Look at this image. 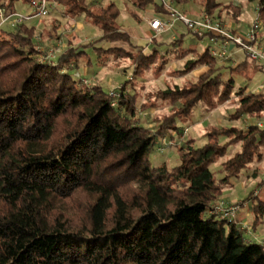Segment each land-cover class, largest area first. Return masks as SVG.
Listing matches in <instances>:
<instances>
[{"label":"trees","instance_id":"obj_1","mask_svg":"<svg viewBox=\"0 0 264 264\" xmlns=\"http://www.w3.org/2000/svg\"><path fill=\"white\" fill-rule=\"evenodd\" d=\"M53 1L70 19L84 15L102 35L93 43L69 45L56 61L41 62L36 25L27 21L10 31L0 27V264H264V246L246 237L249 228L238 221L239 213L230 222L210 213L224 187L261 160L264 127L214 126L202 146L192 139L178 146L174 167L154 166L150 160L157 136L180 133L178 123L187 124L198 104L213 111L234 95L231 118L264 114V91L235 90L233 79L249 78L248 70L262 71L245 58L224 68L209 47L198 51L180 36L170 42L169 58H192L175 75L205 72L183 87L154 93V100L172 108L155 120L156 131L150 133L136 122V95L128 90L129 81L112 99L101 86L76 79L74 72L80 63L90 65L88 49L102 63L130 60L133 77L153 65L159 76L168 54L156 48L149 54L130 50L114 3L92 11L86 0ZM125 1L136 10L168 16L159 0ZM195 1L217 20L224 7L233 20L243 11L233 0ZM240 1L257 2L256 19L264 30V0ZM12 3L2 2L0 8L13 13ZM233 146L238 151L222 164L223 177L217 179L210 166ZM245 202L255 229L264 218V200L257 192Z\"/></svg>","mask_w":264,"mask_h":264},{"label":"rangeland","instance_id":"obj_2","mask_svg":"<svg viewBox=\"0 0 264 264\" xmlns=\"http://www.w3.org/2000/svg\"><path fill=\"white\" fill-rule=\"evenodd\" d=\"M227 1H224V3H228ZM2 2L6 6L9 0H0V3ZM86 3L92 11H97L101 6L109 3L116 5L119 10L117 25L120 30L128 33L130 36L133 47L130 50L134 53L142 49L145 53L149 54L153 48H156L160 54L163 55L165 52L168 54V56L165 54L166 64L159 76L155 74L157 70H155V66L153 65L154 68L152 67V70L146 71L142 76L133 77L134 66L130 60L125 58H109L105 63H102L97 59L96 54L91 49H88L86 52L90 58V65L86 66L84 63H80L81 66L74 72L76 79L80 78L83 83L85 81L87 86L99 85L109 94L116 92L125 81H129L130 84L127 85V88L131 94L136 95V122L148 128L150 133L155 132V120L170 113L172 105L168 102L154 100V93L159 90H165L167 87L172 88L174 85L183 87L188 82H194L205 72L204 68H200L182 77L175 75L176 71L182 70L183 63L191 59L192 56H187L183 60L169 58L171 55L170 42L178 39V36H182L186 45H192L198 51H201V46L209 47L210 42L207 39H197L180 22L171 24V26L166 27L161 33H156L149 26V22L153 19L165 20L166 17L157 15L152 9L144 11L136 10L130 2L125 0H86ZM233 3L235 6L242 4L243 11L246 12L248 18L256 17L254 12L257 6L256 1L246 2L233 0ZM173 6L177 12L189 18L199 17L198 15L202 9L201 5L195 0H189L186 3L173 1ZM5 8L7 9V7ZM11 9L23 16L31 12L29 5L25 4L22 0H13ZM132 13L137 15V18H134ZM219 14H225L231 18V13L225 10V7L220 10ZM220 21L225 26L223 21ZM29 23L36 25L37 28L36 44L39 50L38 59H40V56L51 51L53 53L52 60L56 61L61 52L69 45L77 47L85 43H93L98 41L102 35L96 27L85 20L84 15L70 19L63 13L61 7L51 9L47 17L35 18L29 21ZM13 27L9 24H3L1 29L10 31L13 30ZM172 37L174 39L171 40ZM118 45L128 49L127 44L119 43ZM96 46L107 47L108 45L104 42H97ZM233 55L235 57L234 61H218V65L224 68H230L241 63L244 59L243 54L237 52V50L234 51ZM248 71L247 75L249 78L240 75L233 76L235 90L245 86L248 91L263 92L264 90L260 86L264 83V73L256 72L254 74L251 70ZM223 72L224 77H227V69L223 70ZM144 103L147 106L149 105V107L143 106ZM235 107L236 98L234 95H232L228 102L213 111H207L203 104H198L192 110L190 121L187 124L178 123V126L182 127L180 133L171 131L170 133L159 134L157 136L156 147L150 154L152 164L158 166L166 163L168 167H174L178 164V146L189 139H192L196 147L202 146L206 142L205 134L214 126H234L245 129L249 124L260 123L264 127V114L260 117H243L239 120L231 118V115L234 114ZM238 148V146L230 147L223 158L210 166V171L217 179L223 177L222 164L231 158L238 151ZM262 181H264V150L262 151L260 161L250 164L248 170H243L238 179L233 180L230 186L224 187L221 200L226 203L241 204L245 202L248 195L253 196L254 192H258L259 199L264 200V186H259V183ZM244 204L247 203L245 202ZM248 208V205L242 206L241 210H248ZM246 221L245 223L250 224L249 218ZM246 226L248 225L246 224Z\"/></svg>","mask_w":264,"mask_h":264},{"label":"built area","instance_id":"obj_3","mask_svg":"<svg viewBox=\"0 0 264 264\" xmlns=\"http://www.w3.org/2000/svg\"><path fill=\"white\" fill-rule=\"evenodd\" d=\"M159 1L168 11V16L165 20L153 19L149 22V26L154 32L161 33L171 24L180 22L192 35L199 39H207L210 42V55L217 61H234L233 51L237 50L264 73V37L262 36L264 30L258 19L255 18L245 33L236 34L230 32L219 20L206 13H202L197 18H189L176 11L173 6L174 0ZM28 5L31 12L25 16L17 12L7 14L4 9L0 8V27L3 24L15 26L35 18H45L51 9L57 7L53 0H30ZM52 58L53 53L50 51V53L40 56V61H51ZM260 87L264 89V83ZM118 96L117 92L110 93L112 99H116ZM257 125L262 127L260 123ZM256 193L254 192V195ZM239 211L240 205L238 203H226L220 200L211 207L210 213L230 222L236 219Z\"/></svg>","mask_w":264,"mask_h":264},{"label":"crops","instance_id":"obj_4","mask_svg":"<svg viewBox=\"0 0 264 264\" xmlns=\"http://www.w3.org/2000/svg\"><path fill=\"white\" fill-rule=\"evenodd\" d=\"M202 13H203V10L201 9L200 14L198 16H200ZM219 15H220L219 20L223 21L226 28L230 32L236 33V34L245 33L247 31V29L249 28V26L252 24V22L256 18V17L248 18L246 16V12H244V11L235 20H233L232 18H229V16L227 17L225 14L224 15L219 14ZM255 16H256V12H255ZM262 36L264 37V32H263ZM178 37H180V36H178ZM172 39H174V37H172L171 40ZM202 49H204V47L201 46L200 50H202ZM233 53H234V51H233ZM234 58L235 57L233 55V59ZM246 205H248V204H243L242 206H246ZM248 218H249L250 224L245 223V222H247L246 219L248 220ZM251 218L252 217H251V213L249 211V208H248V210L247 209L240 210L239 215H238V221L243 223V224H247L248 228H249L248 231L245 233L246 237L251 241L261 243L264 246V218H263V221L261 222V224L258 225L255 229H253L251 227V220H252Z\"/></svg>","mask_w":264,"mask_h":264}]
</instances>
